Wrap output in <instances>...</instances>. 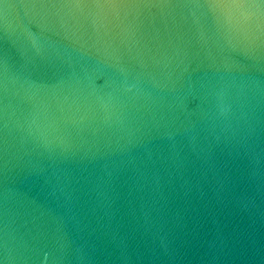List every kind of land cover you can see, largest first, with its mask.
<instances>
[{"label":"water","instance_id":"obj_1","mask_svg":"<svg viewBox=\"0 0 264 264\" xmlns=\"http://www.w3.org/2000/svg\"><path fill=\"white\" fill-rule=\"evenodd\" d=\"M0 264H264V0H0Z\"/></svg>","mask_w":264,"mask_h":264}]
</instances>
